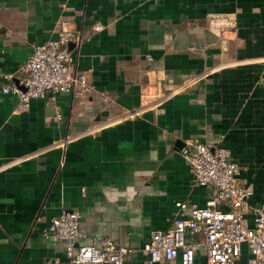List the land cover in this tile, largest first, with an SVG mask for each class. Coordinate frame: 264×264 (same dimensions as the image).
Segmentation results:
<instances>
[{"label": "crops", "instance_id": "obj_1", "mask_svg": "<svg viewBox=\"0 0 264 264\" xmlns=\"http://www.w3.org/2000/svg\"><path fill=\"white\" fill-rule=\"evenodd\" d=\"M61 24L82 36L69 50L94 92L19 112L2 89ZM189 140L230 150L263 207L264 0H0V264H71L41 235L64 211L144 264L174 204L205 203L181 156Z\"/></svg>", "mask_w": 264, "mask_h": 264}, {"label": "built area", "instance_id": "obj_2", "mask_svg": "<svg viewBox=\"0 0 264 264\" xmlns=\"http://www.w3.org/2000/svg\"><path fill=\"white\" fill-rule=\"evenodd\" d=\"M97 29H101L98 25ZM83 42L79 32L61 24L54 40L35 45L19 67L17 84L7 85L3 94L15 96L17 111L29 109L32 100L70 95L82 99L94 92L86 74L77 72L69 45L78 49ZM6 81L12 76L1 75ZM23 88L24 90H22ZM181 156L191 174L192 188L204 189L203 206L177 202L175 218L166 230H153L141 249L144 264L176 262L194 264L195 250L204 254V264H264V210L250 203L253 192L237 185L240 167L230 150L218 145L189 140ZM80 215L64 211L42 231L43 240L62 244L71 264H125L132 250L109 238L88 239L80 231ZM187 236H200L198 243ZM247 254L245 262L243 253ZM54 264H59L54 261Z\"/></svg>", "mask_w": 264, "mask_h": 264}, {"label": "rangeland", "instance_id": "obj_3", "mask_svg": "<svg viewBox=\"0 0 264 264\" xmlns=\"http://www.w3.org/2000/svg\"><path fill=\"white\" fill-rule=\"evenodd\" d=\"M242 257H243V258H242V261L245 262V260L247 259L248 256H247V254L244 252Z\"/></svg>", "mask_w": 264, "mask_h": 264}, {"label": "water", "instance_id": "obj_4", "mask_svg": "<svg viewBox=\"0 0 264 264\" xmlns=\"http://www.w3.org/2000/svg\"><path fill=\"white\" fill-rule=\"evenodd\" d=\"M15 84H17V81L15 80ZM22 90H24L23 88H21ZM263 210H264V204H263Z\"/></svg>", "mask_w": 264, "mask_h": 264}]
</instances>
